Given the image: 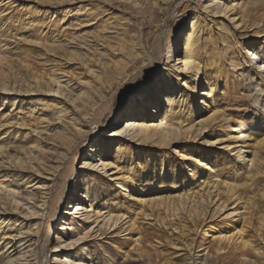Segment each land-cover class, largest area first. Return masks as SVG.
I'll return each mask as SVG.
<instances>
[{
    "label": "rangeland",
    "instance_id": "374dc122",
    "mask_svg": "<svg viewBox=\"0 0 264 264\" xmlns=\"http://www.w3.org/2000/svg\"><path fill=\"white\" fill-rule=\"evenodd\" d=\"M207 1L0 0V58L7 59L12 64L14 74L19 73L20 79L34 73L39 68L35 63L40 48L37 42L40 40V42L50 44L53 41V35L41 38L39 36H45L55 31L69 35L74 31L75 22L72 19L74 13H76L74 16L79 15L80 18L87 17L92 20L88 24L86 32L95 43L99 36L111 38L117 49L114 52V60L121 61L123 65L128 64L126 72L120 68L118 70L111 69L107 73V78L100 67L95 66L96 73H91L75 58L61 59L60 66L62 67L58 65L59 68H62L58 70L60 76L63 75L61 80L73 87L77 93L80 91L79 88L90 90L86 102L92 112L89 120H81L83 123L87 122V125L84 124L85 127L82 128V131H85L84 138H78L77 133L69 128L70 137L66 141L69 144H66L67 147L64 146L65 149H62V145H60L61 147L59 146L55 150L60 157L64 155V162L57 173L51 193L52 201L49 204L51 213L50 206L48 208L50 218L44 220L37 237L36 250L39 264H60L66 256L71 261L81 258L82 262L92 261L93 264H106L104 256H107V264H125L124 262L127 264H186L185 262L189 258L187 254L199 257L203 253L201 250L204 246H208L209 253H212L211 249L213 248H211L212 244L209 239L211 234L225 231L230 229L231 225L236 224L232 221L233 219H222L223 215L210 217L207 213L203 218L197 220H192L186 215H178L173 221L171 220L172 228H176L175 233H172L168 232L167 227L155 231L157 228L155 221L143 220L137 230L133 232L124 231L125 228H123L115 231L107 230L104 233H92L90 237L77 244L76 248L68 251L63 249L58 253L59 256L54 258L55 254L51 248L55 244V236L61 237L60 241L69 242L72 239L71 234L79 228L78 225L88 224V222H82L81 219H75V224H72L71 227L68 226V230L60 231L59 220L69 217L66 212L72 209L74 204L66 209L64 202L59 204V199L64 201L66 198V189L69 183L76 179V173L80 172L79 167L84 161L83 157L88 154L89 148L96 143L104 145V142H107L106 153L109 155V160L115 159L125 170H130L135 182L140 183L139 187H142L144 198L149 200L145 208H142L146 214L149 213V204L155 207L158 201L165 200L167 196L177 195L190 183H197L206 178L207 172L200 166L190 164L189 161L180 158V155L175 153L176 151L182 153L187 151L195 158L206 161L214 167L219 180L223 182L220 186L221 190L225 186L224 182H233L237 185L242 197L252 198L253 202L249 209L250 228L247 233L257 244L256 247L261 246L257 239L256 223L259 218L264 216V203L260 202L259 198V192L264 188V177H259L256 180L255 189L245 188L246 172L243 170V165L233 156L224 157L217 148L199 144L201 141H178L167 147H155L139 146L128 142L124 137L112 136L114 131L121 127L125 121L133 119L131 115L136 106L135 95L140 96L138 103L143 104V101L146 100L144 96L152 91V105L159 103L158 94L160 90H164V86L168 82L166 78L160 76L163 72L161 64L168 51L175 49V44H178L176 51L179 56L182 55L184 37L190 29L189 22L195 14L200 16L202 30L197 48L199 52L203 53L201 61L208 68L216 70L212 76L216 85L215 103L217 109L231 115L233 120L241 119L242 126L248 131L258 130L260 132L262 130L257 125L250 128L252 121L260 119L258 117L252 119L254 97L251 96V86L257 79L251 70L252 67L245 65L247 60L244 62L240 54L243 48H249L253 43L256 44L257 49L260 47L261 53L264 54V43L260 41L261 39L258 41L256 38L242 37L239 31L232 30L226 21L220 22L219 9L216 7L208 12H200V7ZM239 1L245 9L237 14L236 17L240 18L238 22L241 21V24L248 29L261 32L264 35V0ZM45 31L49 32L45 33ZM49 59H53V57L50 56ZM110 59L109 54L104 56L106 63L110 62ZM23 61L27 62L30 68L20 66L19 64ZM62 85L64 86V83ZM176 88L178 89L177 93L186 91L189 101L186 104L177 101L173 112L185 111L184 116L190 119L195 118L194 104L190 102L192 92L185 90L179 84ZM16 89L20 90L19 92H24L25 83H20ZM199 89L201 88L199 87ZM261 89L264 91V84L261 85ZM61 97L69 105V110L75 109L73 117L69 119H75V113L82 118L84 105L69 93L65 97L64 92ZM4 99H6L5 104H3ZM263 100V96L257 98L258 103ZM49 104H51L50 97L39 94V92L29 93L28 96H23V93L18 95L15 93L0 94V120H2V115L10 116L16 112L27 115L26 109L36 110L39 105L45 107ZM166 109L167 105L164 104V101L161 102L159 121L164 120L170 114H166ZM47 115L49 116L50 113ZM147 115L148 113L143 111L137 117L144 119ZM8 130H10L8 137V133L5 131L0 134V144L5 148L13 150L15 146L25 142L26 129L8 128ZM4 138H9V141L1 142V139ZM207 138L210 137L207 136ZM101 140L102 143H100ZM160 168L164 172L163 176L159 175ZM189 170L195 174L194 179L188 175ZM2 174L6 175L9 182L19 183L20 190L24 189L25 183L21 181L22 173L3 169L0 170V175ZM89 174L91 178L86 182H91L93 186L103 185L101 191H94V193L102 195L95 202L113 205L126 215L131 214L134 209L138 211L133 201L129 200L128 195L142 197L139 194L141 190L134 189V191L123 192L109 181L108 173L97 171L89 172ZM76 192L84 193V185L80 183L79 179ZM224 197L225 195H221V198L224 199ZM230 207L232 205L227 209ZM7 215L3 214L2 217L5 218ZM13 216L16 215L13 214ZM30 223V221L27 222L22 228H27ZM170 227L168 225V228ZM136 231H141L143 236L147 235L153 239L145 237L144 241L147 243H144L142 247L145 250L144 256L138 258L131 255L129 259H125L124 254L126 251H130L129 244L132 241L131 238L136 237ZM158 242L159 244H157ZM154 244L156 245L154 246ZM200 245L204 246L198 247ZM246 254V260H244L239 252L228 251L226 254H221L222 257L214 264H264V256H258L252 252ZM210 260L214 261V258L211 256ZM197 263L194 262V264Z\"/></svg>",
    "mask_w": 264,
    "mask_h": 264
},
{
    "label": "bare ground",
    "instance_id": "6f19581e",
    "mask_svg": "<svg viewBox=\"0 0 264 264\" xmlns=\"http://www.w3.org/2000/svg\"><path fill=\"white\" fill-rule=\"evenodd\" d=\"M214 7L219 9L218 18L221 19L220 22L226 21L232 30L239 31L242 37L256 38L258 41L261 39L260 41L264 43V35L261 32L252 31V29L241 24V21L238 22L240 18L236 17L237 14L245 9L239 0H208L200 7V12H208ZM75 14L72 18L75 22L74 31L69 35L55 31L45 36H39L41 38L53 35V41L50 44L40 42V40L37 42L40 48L35 63L39 68L34 73L25 75L24 78L20 79L19 73L14 74L12 64L7 59L0 58V94L15 93L18 95L23 93V96H28L29 93L39 92V94L50 97L51 100V104L45 107L39 105L36 110L26 109L27 115H21L17 112L10 116L1 114L0 134L5 131L8 133V137L10 135L8 128L26 129L27 133L24 135L25 142L15 146L13 150H9L0 144V170L8 169L22 173L21 181L25 183L24 189L20 190L19 183H11L7 180L6 175H0V264H39L36 250L37 237L44 220L50 218L51 193L57 173L64 162L63 153L60 157L55 150L60 145H62V149L67 147L66 144L69 143L66 141L70 137V129L77 133L78 138H84L85 131H82V128L87 125L86 121L91 117L92 109L86 102L90 90L79 88L80 91L77 93L73 87L61 80L63 75L60 76L58 71L62 69L58 67L61 65V59L75 58L94 74L96 73L94 67H100L106 78L111 69L118 70L120 68L126 72L128 67V64L123 65L121 61L114 60V52L117 49L112 39L99 36L97 43H95L86 32V28L89 27L88 24L92 20L87 17L80 18L79 15L74 16ZM189 28L184 37L182 55L179 56L176 51L178 44H175V49L168 51L164 62L161 64L163 72L160 76L166 78L168 82L165 84L164 90H160L158 94L159 103L152 105V91L144 96L146 100L143 101V104L138 103L140 96L135 95L136 106L131 115L133 119L125 121L121 127L114 131L112 136L124 137L128 142L139 146L155 147H167L178 141H201L199 144L209 148H217L224 157L233 156L239 161L246 172L245 188L255 189L256 180L259 177H264V100L260 103L257 102L259 96L264 97V91L261 89V85L264 84V64L259 63V61L264 60V54L261 53L260 47L257 49L254 43L249 48H243L240 54L244 62L247 60L245 65L252 67L251 70L257 79L251 86V96L254 97V116L252 119L257 117L260 119L252 121L250 128L257 125L262 130L260 132L258 130L248 131L242 126L241 119L233 120L231 115L217 109L215 103L216 85L212 76L216 70H212L202 63L203 53L197 50L202 33L199 15H193L189 22ZM47 32L49 31H45V33ZM108 54L111 59L110 62L106 63L104 56ZM50 56L53 59H49ZM19 65L30 68V65L25 61ZM109 66L111 67L109 68ZM22 82L25 83L26 89L24 92H19L20 90L16 88ZM175 82L185 90L192 92L190 102L194 104L195 118L190 119L184 116L185 111L173 112L177 101L184 104L189 101V95L187 97L186 91L177 93L178 89ZM64 92L65 97L69 93L75 96L80 104L84 105L82 118L75 113V119H69L73 117L75 109L69 110V105L61 97ZM5 100L3 104H5ZM163 101L167 105L166 114H170L164 120L159 121L158 114L160 104ZM139 104L141 105L139 106ZM143 111L147 112L148 115L144 119H140L141 117H137V115ZM47 113L50 115L48 116ZM82 119L86 120L85 123L81 122ZM5 140L9 141V138L1 139V142ZM106 144L107 142H104V145L96 143L89 148L88 154L83 157L84 161L79 167L80 172L76 173V179L72 180L73 182L69 183L67 191L65 190L67 192L66 198L64 201L59 199V204L64 202L66 209L74 204L72 209L66 212L69 217L59 220L60 231L68 230V226L71 227L72 224H75V219H81L82 222H88V224L78 225L79 228L71 234L72 239L69 242L60 241L61 237L56 235L55 244L51 248L55 254L54 258L58 257V253L63 249L68 251L76 248L77 244L90 237L92 233H104L107 230L115 231L123 228H125L124 231L133 232L137 230L138 225L143 220L155 221L157 227H154L155 231L167 227L168 232L175 233L176 228H172L171 223L176 216L186 215L192 220H197L203 218L207 213L210 217L223 215L222 219H233L232 221L236 224L231 225L230 229L211 234L209 239L212 244L211 248H213L211 249L212 253H209L210 248L208 246L200 245L198 247L204 246L201 250L203 253L199 257H193L188 253L189 258L185 262L186 264H194V262H198L197 264H214L222 257L221 254H226L228 251L239 252L244 260H246L247 252L264 256V216L259 218L256 223L257 239L261 245L256 247L257 244L247 233L250 228L249 209L253 202L252 198L242 197L241 192L236 187L237 185L233 182H224L225 186L221 190L220 186L223 182L219 180L214 167L209 163L195 158L187 151H183V153L176 151L175 153L180 155V158L189 161L190 164L200 166L207 172L206 178L197 183H190L177 195L167 196L165 200L158 201L155 207L149 204V213L146 214L142 208H145L149 200L144 198L142 187H139L140 183L135 182L130 170H125L115 159L109 160ZM58 154L60 153L58 152ZM161 169H159V175L163 176L164 172ZM97 171H102L104 174L108 173L109 181L123 192L134 191V189L141 190L139 194L142 197L128 195L129 200L133 201L138 211L134 209L131 214L126 215L113 205L95 202L102 195L94 193V191H101L103 185L93 186L91 182L86 181L91 178L89 172ZM189 171L188 175L194 179L195 174L191 173V170ZM78 179L84 185V193L76 192ZM221 195H225L224 199L221 198ZM93 196L95 197L93 198ZM259 198L260 202L264 203V188L259 192ZM93 199L95 200L93 201ZM230 205L232 207L227 209ZM49 206L50 213L48 214ZM3 214L8 215L4 218L2 217ZM29 221L31 223L28 227L22 228ZM168 225L171 227L168 228ZM145 237L153 239L147 235L143 236L141 231H136V237L131 238L132 241L129 244L130 251H126L124 254L125 259H129L131 255L138 258L145 255V250L142 248L144 243H147L144 241ZM211 256L214 261L210 260ZM106 257L104 256V259L107 264ZM82 261L81 258L71 261L66 256L62 263L57 262L60 264H93L92 261Z\"/></svg>",
    "mask_w": 264,
    "mask_h": 264
},
{
    "label": "snow or ice",
    "instance_id": "6c2138e0",
    "mask_svg": "<svg viewBox=\"0 0 264 264\" xmlns=\"http://www.w3.org/2000/svg\"><path fill=\"white\" fill-rule=\"evenodd\" d=\"M259 63H262V64H264V60H261V61H259ZM254 74V73H253Z\"/></svg>",
    "mask_w": 264,
    "mask_h": 264
},
{
    "label": "built area",
    "instance_id": "2783aa9c",
    "mask_svg": "<svg viewBox=\"0 0 264 264\" xmlns=\"http://www.w3.org/2000/svg\"><path fill=\"white\" fill-rule=\"evenodd\" d=\"M184 1H191V0H184Z\"/></svg>",
    "mask_w": 264,
    "mask_h": 264
}]
</instances>
